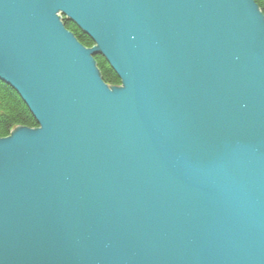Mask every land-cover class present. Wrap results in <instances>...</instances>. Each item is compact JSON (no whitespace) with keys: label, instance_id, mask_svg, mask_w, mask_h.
<instances>
[{"label":"water","instance_id":"water-1","mask_svg":"<svg viewBox=\"0 0 264 264\" xmlns=\"http://www.w3.org/2000/svg\"><path fill=\"white\" fill-rule=\"evenodd\" d=\"M0 82V264H264L252 0H0Z\"/></svg>","mask_w":264,"mask_h":264},{"label":"trees","instance_id":"trees-1","mask_svg":"<svg viewBox=\"0 0 264 264\" xmlns=\"http://www.w3.org/2000/svg\"><path fill=\"white\" fill-rule=\"evenodd\" d=\"M264 17V0H252ZM63 27L71 33L84 48L93 47L91 40L74 24L62 20ZM96 69L103 83L108 87L120 85L116 75L101 56L93 57ZM16 128L35 129L37 124L19 96L7 85L0 82V139L9 136Z\"/></svg>","mask_w":264,"mask_h":264}]
</instances>
